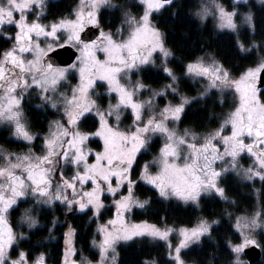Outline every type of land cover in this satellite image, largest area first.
Here are the masks:
<instances>
[{
	"label": "snow or ice",
	"instance_id": "1",
	"mask_svg": "<svg viewBox=\"0 0 264 264\" xmlns=\"http://www.w3.org/2000/svg\"><path fill=\"white\" fill-rule=\"evenodd\" d=\"M173 3L137 0L142 11L134 14L114 0H77L70 13L44 23L46 0H0V40L9 44L0 49V125L10 132L5 143L22 142L20 151L0 145V264H48L44 251L33 254L22 242H30L41 213L57 208L65 220L53 215L47 230L52 239L57 225H66L58 264H116L118 244L145 237L165 243L169 264H186L182 250L211 239L217 220L201 217L192 227L174 229L166 216L159 225L132 222L128 214L173 201L199 209L206 196L234 205L225 187L233 177L252 190L259 205L251 214L222 211L230 220L234 216L231 227L241 240L228 243L233 264H241L239 254L246 247L259 246L255 235L264 232V89L258 84L264 85V28L258 40L248 0H200L193 15L201 25L211 19L217 33L230 34V50L249 66L236 71L228 64L230 57L221 61L204 52L187 54L174 69L170 64L179 58L153 22L154 14ZM108 10L119 13L114 30L104 23ZM90 28L96 30L92 36L87 35ZM65 47L75 50V59L59 66L50 53ZM151 68L164 81L159 88L141 78ZM73 73L78 82L68 85ZM182 80L202 82V89L190 97L182 91ZM104 86L103 93L96 91ZM213 96L220 111L207 121L215 127H179L188 118L187 107L207 104ZM33 99L39 101L35 109L59 116L48 121L42 135L31 131L25 115ZM124 120L130 122L122 126ZM153 137L161 141L159 151L140 166L138 155L153 146ZM96 141L98 147L91 148ZM142 185L150 186L143 189L144 199L138 195ZM109 208L111 218L100 223ZM77 213H90L89 223L96 224L90 241L93 259L82 249L75 258L79 237L67 218ZM22 227L28 232L18 230ZM174 232L178 241L173 246Z\"/></svg>",
	"mask_w": 264,
	"mask_h": 264
},
{
	"label": "trees",
	"instance_id": "2",
	"mask_svg": "<svg viewBox=\"0 0 264 264\" xmlns=\"http://www.w3.org/2000/svg\"><path fill=\"white\" fill-rule=\"evenodd\" d=\"M114 2L128 6L134 14L140 11V7L136 6V0H114ZM46 3L50 6L46 13L47 19L44 21L48 22L53 18L70 13L76 0H48ZM225 3H230V0H225ZM248 4L256 16L257 39L259 40L261 38L260 30L264 28V5L255 4L252 1L248 2ZM196 6V0H174L173 5L166 6L167 11L161 10V13L154 14L153 22L165 34L166 46L173 51L174 57L179 58L170 64V66L176 69L178 64L188 58L187 54L196 56L202 55L204 52L214 53L221 61L230 57L228 64L236 71L249 66L248 60L241 58V56L234 54L230 50L234 44V41L230 40V34L217 33L213 29V24L210 20L205 21L204 25L200 24L199 20L193 15ZM172 13H176L177 15L173 16ZM119 22V13L113 12L112 10L105 12L104 23L112 25L113 30L115 26L119 25ZM8 46L9 44L0 40V49ZM157 72L158 69L151 68L149 73L142 75L143 82L151 86H159L164 83V81L158 78ZM177 74H180L179 69H177ZM181 88L188 96L194 95V92L196 93L197 91L196 84H192L188 80L181 81ZM215 100L216 97L213 96L211 100H208L207 104L193 102L186 108L185 111L188 118L181 125L197 127L203 123L206 127H215V124H210L207 121V117L213 112L219 113L220 111L219 104H213ZM228 102L230 103V97L228 98ZM38 103V100L33 99L27 104L25 106V115L32 132L42 133L46 128L47 122L51 119L59 118V116L52 114L51 110L45 112L35 109V105ZM89 125H91V121H89ZM197 130H199L198 127ZM7 140L0 133L1 145L16 151L21 148V145L18 143H5ZM98 143L96 141L89 146L96 149ZM157 145L158 139H154L153 146L148 148L146 152L138 155L140 166L149 160L156 151ZM148 187L150 186H141V190L138 191L140 199L146 198L143 189ZM225 187L229 199L236 201L234 205L225 204L223 201H219L218 198L206 196L202 198L199 209L192 205L181 204L177 201L171 203L162 202L151 204L146 209H133L131 217L134 220H145L150 223L162 225L164 221H161V217L166 216L167 225H185L187 227L197 222L201 217L206 218L209 222L215 219L218 223L212 226L211 239L204 237L200 244H193L189 249L182 250L186 253L184 255L185 262L186 264H233L234 254L230 252L228 243H236L239 235L231 227L232 219L230 220L227 216H223L222 211L224 208H228V211L233 214L241 212L244 209L250 208L253 198L250 195L249 188L240 186L234 177L230 182V186ZM260 187L261 183L258 185V188ZM147 195L151 196V192H148ZM110 211L111 208L106 210L101 220L108 216ZM53 215L61 221L65 220V216L59 208L55 210L49 209L48 212L41 213L40 216L43 218L38 217L39 226L30 233V242H22L23 249L26 251L32 250L33 254L44 251L48 264H58L63 249V232L66 231V225L60 223L52 233L54 238H48L49 233L47 229ZM90 215V213L88 216L83 213H77L75 217H72L69 214L67 218L68 223H71L77 229V235L79 237L77 240L78 253L75 257L76 259H79L81 249L89 259L94 258L92 253L95 250L90 246L94 232V223H89ZM25 232H28V230ZM257 241L261 250V258L254 264H264V232L258 234ZM145 260H155L156 264H169L165 243L162 241H153L145 237L117 245L116 264H143Z\"/></svg>",
	"mask_w": 264,
	"mask_h": 264
},
{
	"label": "rangeland",
	"instance_id": "3",
	"mask_svg": "<svg viewBox=\"0 0 264 264\" xmlns=\"http://www.w3.org/2000/svg\"><path fill=\"white\" fill-rule=\"evenodd\" d=\"M48 0H46V2H47ZM137 1V0H136ZM197 1V5L200 3V0H196ZM250 1H252L253 3H255V4H260V5H264V4H262L261 2H260V0H248V2H250ZM76 3H77V0H76ZM76 3H74V6L72 7V9L76 6ZM196 10V9H195ZM241 10L242 11H247L248 10V6H242V8H241ZM140 11H142V8L140 7ZM195 12V11H194ZM30 19H31V17H29ZM210 21H211V19H209ZM44 23H48V22H45V21H43ZM212 22V21H211ZM120 23V22H119ZM119 26V25H118ZM105 30H107V29H105ZM156 55H159V53H157ZM159 63V61H157V64ZM155 69H157V68H155ZM70 79L67 81V84L68 85H75L77 82H78V76H76V74H70ZM132 79L133 80H135L136 79V77L135 76H133L132 77ZM190 83L192 82V84H196V93L194 92V95H192V96H190V97H195V96H197V94H198V90H201L202 89V82H200V83H196V82H193V81H191V80H188ZM98 84H102V82H97ZM151 86V85H150ZM105 87L106 86H104V87H99V88H97L96 89V91H98V92H101V93H103L104 91H105ZM152 88H159L160 87V85L159 86H151ZM39 102V101H38ZM113 102H115L114 100H113ZM230 102H231V97H230ZM107 103V101L105 102V104ZM125 115H128V113H125ZM54 119H56V118H54ZM130 121H128V120H124L123 121V124H122V126H126L128 123H129ZM47 125H48V122H47ZM47 125H46V128H45V130L44 131H46V129H47ZM179 127L181 128V129H183V128H185L186 126H182L181 124L179 125ZM32 131V130H31ZM43 131V132H44ZM43 132L42 133H39V134H43ZM0 133L2 134V136H4L6 139H8L9 140V138H10V132H9V129H8V127L7 126H5V125H0ZM34 133H37V132H34ZM154 139H158V145L156 146L157 148H156V151L153 153V155L149 158V160L148 161H146L145 163H151L152 161H153V158L156 156V154L158 153V151H159V147H160V145H161V141H160V139L158 138V137H153V140ZM14 143H18V144H20L21 145V148H19V149H17V151H20V150H22V142H14ZM34 143H36L37 145H39L40 143H41V141L40 140H36V141H34ZM1 145V144H0ZM248 159H247V157H245V160L244 161H242V163H244L245 164V166H247V164H248ZM144 163V164H145ZM156 170V165L155 164H153L152 165V171H155ZM235 178V177H234ZM235 180H236V178H235ZM260 184V182L259 181H257L256 182V187L258 188V185ZM249 190H250V192H251V196H252V202H251V204H250V208H247V209H244V210H242L241 212H237V213H235L234 214V216L235 215H242V214H251L253 211H255V210H259V205H258V202H257V198H256V196H255V194H253L252 193V190L249 188ZM110 199L111 198H109V201H110ZM180 203V202H179ZM182 204V203H181ZM135 209H137V208H134V210ZM111 216H112V209H111V211H110V214L108 215V216H106L103 220H100V223H103L105 220H107V219H109V218H111ZM234 216H233V219H232V223H234ZM128 219H130L132 222H140V221H145V220H134V219H132V217H131V213L130 214H128ZM209 221V220H208ZM150 223V222H149ZM197 222H195L194 224H192V225H190V226H188V227H192V226H194L195 224H196ZM168 226H170V227H173L174 229H178L179 227H187V226H185V225H178V226H173V225H168ZM95 227H96V224L94 223V230H95ZM25 230V231H27L28 229L26 228V227H22V228H20V229H18L19 231H23V230ZM260 233V231L258 230L257 231V234L255 235V238L257 239V237H258V234ZM239 235V234H238ZM147 238V237H146ZM170 240H171V242H172V244H173V246L177 243V241H178V236L176 235V233L174 232L172 235H171V237H170ZM163 242V241H162ZM241 242V240H240V238L238 239V241L236 242V243H240ZM121 243H123V242H121ZM164 243V242H163ZM236 243H234V244H236ZM259 247V246H258ZM260 248V247H259ZM234 260H235V254H234ZM239 258H240V261H241V264H248L247 262H246V260L244 259V257H243V254L242 253H240L239 254Z\"/></svg>",
	"mask_w": 264,
	"mask_h": 264
},
{
	"label": "water",
	"instance_id": "4",
	"mask_svg": "<svg viewBox=\"0 0 264 264\" xmlns=\"http://www.w3.org/2000/svg\"><path fill=\"white\" fill-rule=\"evenodd\" d=\"M95 29H88L87 35L92 36L95 32ZM74 49L65 47L57 48L53 53H50L52 60L59 66H66L69 63H72L75 59ZM244 259L248 264H254L260 260L261 250L258 246L250 245L244 249L242 252Z\"/></svg>",
	"mask_w": 264,
	"mask_h": 264
},
{
	"label": "flooded vegetation",
	"instance_id": "5",
	"mask_svg": "<svg viewBox=\"0 0 264 264\" xmlns=\"http://www.w3.org/2000/svg\"><path fill=\"white\" fill-rule=\"evenodd\" d=\"M258 87H261L262 89H264V85H259V84H258Z\"/></svg>",
	"mask_w": 264,
	"mask_h": 264
}]
</instances>
